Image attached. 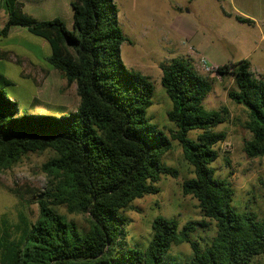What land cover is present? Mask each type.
Segmentation results:
<instances>
[{
  "label": "trees",
  "instance_id": "obj_1",
  "mask_svg": "<svg viewBox=\"0 0 264 264\" xmlns=\"http://www.w3.org/2000/svg\"><path fill=\"white\" fill-rule=\"evenodd\" d=\"M71 5L69 30L61 19L39 21L24 13L18 0L0 2L8 16L0 35L21 27L47 41L52 54L46 61L67 85L76 86L80 99L69 115H20L7 91L13 82L0 73V174L31 154H52L43 166L47 183L37 201L39 216L29 222L21 215L15 231L5 226L0 232V264H264V215L236 208L232 183L212 167L226 141L215 129L230 118L225 107H204L212 80L185 59L161 65L172 102L168 119L177 127L168 136L147 115L154 85L122 60V45L132 42L120 28L114 0ZM215 73L233 78L228 97L247 113L244 128L251 139L244 152L252 159L264 157V77H256L247 60L219 66ZM191 132H198L196 138ZM172 141L193 168L182 190L198 202L202 220L181 227L176 219L158 217L147 249L126 248L129 219L123 212L158 194L163 176H180L163 162ZM68 215L87 216V226ZM183 244L191 255H173V247Z\"/></svg>",
  "mask_w": 264,
  "mask_h": 264
},
{
  "label": "rangeland",
  "instance_id": "obj_2",
  "mask_svg": "<svg viewBox=\"0 0 264 264\" xmlns=\"http://www.w3.org/2000/svg\"><path fill=\"white\" fill-rule=\"evenodd\" d=\"M24 13L39 21L61 19L69 30L73 29L74 0H18ZM1 2V0H0ZM119 10V25L132 42L121 47L122 60L129 71L147 77L154 85L153 105L147 115L151 123L170 136L177 127L168 119L172 102L162 85L161 65L174 59L187 60L201 76L213 82V90L204 102L207 110L227 108L229 121L216 128L226 134V141L219 145L220 157L213 163L217 175L227 178L235 189L234 206L239 210L249 208L259 216L264 215V157L252 159L244 152V144L251 134L244 128L247 113L242 106L228 97L234 88L233 78L222 79L216 73H205L199 65L204 58L210 66H224L247 60L256 77H264V13L256 10L244 16L254 23L242 24L233 11L231 0H114ZM257 8V7H255ZM180 9V10H179ZM253 17V18H252ZM7 13L0 7V31L7 21ZM180 20H186L192 36L180 37L175 28ZM10 39L0 37V48L11 46L22 56L37 62L42 69L32 67L27 59L17 64H3L4 71L13 81L8 95L17 102L20 115H69L77 111L80 99L76 86L67 81L46 58L51 55L47 41L31 34L27 29L14 27ZM9 66V72L8 71ZM1 69V68H0ZM44 70V71H43ZM47 70L49 74H45ZM2 71V70H1ZM32 74L21 78L20 72ZM42 72V73H41ZM44 76L43 77H41ZM34 101H37L35 105ZM198 132H191L196 138ZM172 150L163 162L180 172L178 179L163 176L158 184L160 192L146 196L133 203V208L124 211L129 219L126 248L147 249L153 237V223L158 217L176 219L183 227L191 221H201L198 202L185 196L182 184L193 177V168L184 159L183 150L177 141H172ZM51 153L31 154L10 171L0 174V232L9 227L11 231L22 223L21 215L29 222L39 216L37 204L46 190L47 178L43 166ZM228 162H227V161ZM62 213H66L61 208ZM81 226H87L85 215L71 216ZM202 235V234H200ZM199 234L196 239H199ZM173 255L190 256L188 244L174 246Z\"/></svg>",
  "mask_w": 264,
  "mask_h": 264
},
{
  "label": "crops",
  "instance_id": "obj_3",
  "mask_svg": "<svg viewBox=\"0 0 264 264\" xmlns=\"http://www.w3.org/2000/svg\"><path fill=\"white\" fill-rule=\"evenodd\" d=\"M231 3L233 6V11L235 13H240L241 15L243 14L242 15L243 17L244 16L251 17L249 15V13H245V12H248V11L255 12L256 10H262L261 8H263L262 13H264V0H231ZM255 7H257V8H255ZM175 29H176V31L180 37L187 38V37L192 36V32H191L190 27H189L186 20H180V24H178V27ZM11 32H12V30L10 31V33L7 37H3V38H6L7 40H9ZM0 37H2V36L0 35ZM51 54H52V52H51ZM50 56H48V57H50ZM21 58L27 59L30 62V64L32 65V67L35 69H37V68L42 69L43 68V67H40L41 65H39L37 62L33 61L32 59H29V58H26L25 56H22L20 52L12 50L11 46L8 44V46H6V47L3 46L0 48V68H1L0 73L4 74L6 77L9 78L6 71H4L5 69L3 67V64L5 63L9 66L12 64L19 65L20 62H18V61ZM9 66H8L7 72H9ZM45 71H46L45 74H47V73L49 74V72L47 70H45ZM20 73H21L20 74L21 78H24V79H28L32 75V74H28L26 71H23ZM41 77L44 78V76H42V75H41Z\"/></svg>",
  "mask_w": 264,
  "mask_h": 264
},
{
  "label": "built area",
  "instance_id": "obj_4",
  "mask_svg": "<svg viewBox=\"0 0 264 264\" xmlns=\"http://www.w3.org/2000/svg\"><path fill=\"white\" fill-rule=\"evenodd\" d=\"M199 65L201 67V69L203 70V72L205 73H214L216 72V70L218 69V67L216 66H210L208 61L204 58H200L199 59Z\"/></svg>",
  "mask_w": 264,
  "mask_h": 264
}]
</instances>
